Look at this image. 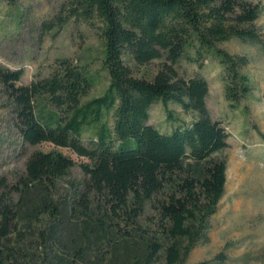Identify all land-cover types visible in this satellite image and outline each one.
I'll list each match as a JSON object with an SVG mask.
<instances>
[{"label": "trees", "instance_id": "obj_1", "mask_svg": "<svg viewBox=\"0 0 264 264\" xmlns=\"http://www.w3.org/2000/svg\"><path fill=\"white\" fill-rule=\"evenodd\" d=\"M61 15L58 27L72 21L97 32L108 86L85 99L93 79L68 60L27 86L18 85L21 70L0 66L22 142L86 161L80 188L62 201L54 192L75 163L55 150L32 153L13 185L0 180V264L40 263L24 251L21 219L50 223L30 232L43 248L60 249L49 264H186L209 242L226 182L225 162L212 156L227 147V134L208 111L205 78L185 77L179 65L194 46L198 57L212 51L223 98L235 108L250 92L249 60L217 46L237 40L264 52L259 7L245 0H67ZM158 102L179 106L191 122L161 133L148 123ZM195 264L229 263L219 252Z\"/></svg>", "mask_w": 264, "mask_h": 264}, {"label": "rangeland", "instance_id": "obj_2", "mask_svg": "<svg viewBox=\"0 0 264 264\" xmlns=\"http://www.w3.org/2000/svg\"><path fill=\"white\" fill-rule=\"evenodd\" d=\"M66 1L18 0L9 5L0 0V66L10 71L21 70L18 85L27 86L46 77L58 61L68 60L83 67L93 79L94 86L85 99L98 97L108 86L107 73L101 65L102 42L97 32L84 24L69 21L58 27L57 18L63 17L61 7ZM245 1L260 9L255 29L264 45V0ZM217 47L248 58L243 73L249 80L250 92L235 108L225 102L219 78L221 68L212 51L198 57L194 46L180 62L181 75L200 74L207 81L208 111L227 134V147L212 156L225 162L226 182L216 213L209 221V242L195 248L186 264L210 260L219 252L225 253L229 264H264V52L259 45L237 40ZM148 117V123L161 133L185 127L193 118L175 104L164 106L160 102L149 109ZM54 150L75 163L54 192L53 200L62 201L80 188L83 174L79 166L86 161L47 143L25 145L14 128L9 103L0 86V180L13 185L24 174L26 159L32 153ZM49 224L44 219L40 223L21 219L18 223V230L25 234L24 251L33 252L39 264H49L51 257L60 253L56 245L43 248L35 243L30 234L33 230H45Z\"/></svg>", "mask_w": 264, "mask_h": 264}, {"label": "crops", "instance_id": "obj_3", "mask_svg": "<svg viewBox=\"0 0 264 264\" xmlns=\"http://www.w3.org/2000/svg\"><path fill=\"white\" fill-rule=\"evenodd\" d=\"M206 104H207V101H206ZM191 122V121H190Z\"/></svg>", "mask_w": 264, "mask_h": 264}]
</instances>
